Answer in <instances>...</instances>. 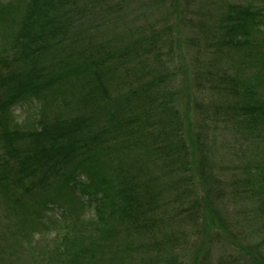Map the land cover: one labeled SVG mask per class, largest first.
<instances>
[{"label": "trees", "instance_id": "16d2710c", "mask_svg": "<svg viewBox=\"0 0 264 264\" xmlns=\"http://www.w3.org/2000/svg\"><path fill=\"white\" fill-rule=\"evenodd\" d=\"M85 2L0 0V31L8 34L0 32L2 52L8 46L19 59L0 80L1 201L10 207L20 204L14 210L19 207L22 222L40 226V213L23 212L21 204L33 190L61 180L78 197L96 199L92 237L109 239L118 227L129 236L151 239L160 232L155 218L166 206L163 169L190 174L203 193L206 171L202 173L197 147L184 137L180 121L171 118L174 102L162 78L143 80L127 73L129 67H139V58L149 59L156 51L153 38L144 46L134 42L114 51L112 42L97 43L89 36L77 39L78 45L66 40L68 25ZM224 5L226 10L204 40L215 53L232 54L237 65L231 73L223 71L215 77L213 93L227 123L251 140L252 157L263 161L264 0H251L248 5L225 0ZM23 102L39 104V117L26 132L7 124L14 106ZM58 102L66 105V112L55 111L48 119L46 110L53 112ZM106 161L108 166L103 164ZM252 164L251 201L262 240L247 255L250 264H264V165ZM105 168L113 173L108 181L100 172ZM80 176L86 177V184ZM45 207L43 202L40 210ZM65 235L57 246L68 254L63 258L70 264L82 243ZM155 260L137 264H182L174 256Z\"/></svg>", "mask_w": 264, "mask_h": 264}, {"label": "rangeland", "instance_id": "374dc122", "mask_svg": "<svg viewBox=\"0 0 264 264\" xmlns=\"http://www.w3.org/2000/svg\"><path fill=\"white\" fill-rule=\"evenodd\" d=\"M235 1L251 4V0ZM224 2L86 0L83 11L65 33L66 40L74 45H78L77 39L89 36L97 43L112 42L113 51L134 42L144 46L153 38L156 51L149 59L139 58V67H129L127 73H136L143 80L160 76L166 83L175 109L171 118L180 121L184 137L197 147L196 159L203 163L202 173L206 171L202 178L207 181V192L197 188L190 174L164 168L161 186L166 206L155 218L160 232L151 239L129 236L118 227L109 239L92 237L96 199L78 197L61 180L33 190L21 204L23 212L32 209L40 213V226L22 222L19 207L14 210L20 204L10 207L0 196V264H65L63 257L68 254H62L57 246L64 232L82 243L70 264H137L163 261L169 256L182 264H250L247 253L262 240L251 201V167L254 161L264 165V160L252 157L251 140L227 123L213 93L215 77L223 71L231 73L237 65L232 54L215 53L204 40L210 35L209 27L226 10ZM2 46L4 38L0 44V80L19 60L15 49L6 46L7 52H2ZM127 73L122 78L126 79ZM48 91L49 97L52 93ZM60 102L53 112L46 110L48 119L55 111L66 112V105ZM38 110V103H19L7 124L12 130L26 132L39 117ZM103 164L108 166L107 161ZM100 172L107 181L113 175L108 168ZM160 173L155 172L156 176ZM79 181L86 184L88 180L80 176ZM43 202L46 207L40 210Z\"/></svg>", "mask_w": 264, "mask_h": 264}]
</instances>
